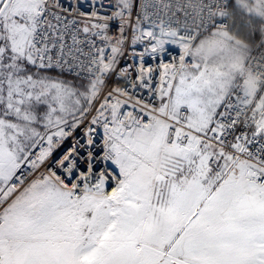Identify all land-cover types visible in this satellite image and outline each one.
I'll use <instances>...</instances> for the list:
<instances>
[{
	"label": "snow or ice",
	"instance_id": "snow-or-ice-1",
	"mask_svg": "<svg viewBox=\"0 0 264 264\" xmlns=\"http://www.w3.org/2000/svg\"><path fill=\"white\" fill-rule=\"evenodd\" d=\"M95 4L0 0V264H264V0Z\"/></svg>",
	"mask_w": 264,
	"mask_h": 264
},
{
	"label": "built area",
	"instance_id": "built-area-1",
	"mask_svg": "<svg viewBox=\"0 0 264 264\" xmlns=\"http://www.w3.org/2000/svg\"><path fill=\"white\" fill-rule=\"evenodd\" d=\"M63 2L65 4H67L69 2V0H63ZM115 0H96V4H95V8L96 10L99 12L100 15H110L111 11L114 10L113 8L110 7V4H114ZM80 10L84 11V12H91L93 10V5H92V0H80ZM117 25L118 22H112L111 23V27H110V34H116L117 32ZM138 50H142L140 48H138ZM151 62V61H150ZM128 63H135L134 59L129 57L127 52L125 53V57L121 58V66H124ZM154 63V62H152ZM58 72H60V70L58 69H54ZM64 75L68 76V77H72L67 73H64ZM73 78V77H72ZM110 85L116 83L115 78H111L109 81ZM83 129H78L76 132L73 133V136L69 137L63 147L60 149V151H64L65 149H67L73 142L74 138L79 137L82 134Z\"/></svg>",
	"mask_w": 264,
	"mask_h": 264
},
{
	"label": "rangeland",
	"instance_id": "rangeland-1",
	"mask_svg": "<svg viewBox=\"0 0 264 264\" xmlns=\"http://www.w3.org/2000/svg\"><path fill=\"white\" fill-rule=\"evenodd\" d=\"M259 39V38H258ZM49 75H51V76H53V77H61V78H63V79H67V80H72V79H69V78H66V77H64V74L63 75H61V73L60 72H58V71H56V70H51L50 72H49Z\"/></svg>",
	"mask_w": 264,
	"mask_h": 264
},
{
	"label": "trees",
	"instance_id": "trees-1",
	"mask_svg": "<svg viewBox=\"0 0 264 264\" xmlns=\"http://www.w3.org/2000/svg\"><path fill=\"white\" fill-rule=\"evenodd\" d=\"M64 77L69 78V79H73L72 77H68V76H66V75H64Z\"/></svg>",
	"mask_w": 264,
	"mask_h": 264
},
{
	"label": "crops",
	"instance_id": "crops-1",
	"mask_svg": "<svg viewBox=\"0 0 264 264\" xmlns=\"http://www.w3.org/2000/svg\"><path fill=\"white\" fill-rule=\"evenodd\" d=\"M258 38H259V36L257 35V36H256V39L258 40Z\"/></svg>",
	"mask_w": 264,
	"mask_h": 264
}]
</instances>
